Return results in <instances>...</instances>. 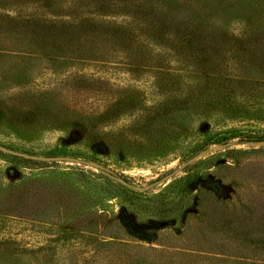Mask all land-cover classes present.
Segmentation results:
<instances>
[{
	"label": "rangeland",
	"instance_id": "obj_1",
	"mask_svg": "<svg viewBox=\"0 0 264 264\" xmlns=\"http://www.w3.org/2000/svg\"><path fill=\"white\" fill-rule=\"evenodd\" d=\"M238 1L236 19L207 30L208 13L214 27L225 22L219 0H200L216 11L186 0H0L1 144L92 160L137 186L175 171L141 192L92 166L0 152L1 257L264 264V143L235 138L188 159L208 133L264 129V0ZM184 49L212 75L191 74ZM193 163L209 184L190 190Z\"/></svg>",
	"mask_w": 264,
	"mask_h": 264
},
{
	"label": "trees",
	"instance_id": "obj_2",
	"mask_svg": "<svg viewBox=\"0 0 264 264\" xmlns=\"http://www.w3.org/2000/svg\"><path fill=\"white\" fill-rule=\"evenodd\" d=\"M221 3L219 4L220 8H219V12L223 15V19L225 22H221L220 25L217 26H213L214 23V16L210 13H208V18H209V23H207L205 20H200L201 22V26L205 25L204 27L207 28V30L209 28L212 29H218L221 26H223L225 23H227L228 21H230V18H232L233 20L236 19L237 17V12H236V8L235 5H237V1L238 0H219ZM252 0H239V4L238 6L243 7L244 3H248L251 2ZM186 2H190V4L193 3H198V5H201L202 7L205 8V6L203 4L200 3V0H186ZM227 2V6L224 7V3ZM224 7V8H223ZM207 10L213 9L216 11V7L212 6V8H205ZM185 9H183L180 6L176 5V13H185L184 12ZM239 17V16H238ZM189 21H192L191 19H189ZM207 26V27H206ZM190 39H185L184 40V46H187V44L190 45V47H193L194 49H197V46L199 44V42H196V39H193L189 42ZM184 56H182V58L185 60L187 58L190 59L187 60L189 62L192 63V65L194 66V70L191 71V74L195 75L197 78H204L206 79L207 76L212 75L213 72H211L209 70V68H203V65L205 64V62H207L206 57H203L202 54L198 51L196 52H188L187 49H184ZM185 71V70H184ZM263 82H264V77H262ZM206 133V132H205ZM204 133V134H205ZM238 139L239 142L241 143H248V142H260V143H264V129H257V130H247L245 132H239L237 130H228L226 132H218V133H213L210 134L208 133L207 136H204V139L202 140V142L200 144H197L196 146L190 148V158L194 157L195 155H197L199 152H201L202 150L206 149L207 146L209 145H216V144H225L227 142H229L232 139ZM253 150V149H251ZM197 163H193V164H188L186 166V171H188L191 167L195 166ZM186 179H187V185L189 187L190 190H193L194 188H197L198 186H205L207 184H209V179L208 176L204 173H201L199 171L196 170H192V171H188L186 174ZM140 232V234H142V236H144L145 234V230L140 229L138 230ZM0 264H35V260L30 259V258H20V257H1L0 256Z\"/></svg>",
	"mask_w": 264,
	"mask_h": 264
},
{
	"label": "water",
	"instance_id": "obj_3",
	"mask_svg": "<svg viewBox=\"0 0 264 264\" xmlns=\"http://www.w3.org/2000/svg\"><path fill=\"white\" fill-rule=\"evenodd\" d=\"M0 152L11 155V156H16V157L24 158L27 160H33V161L72 162V163H79V164H83V165H87V166H92L94 168L101 170L108 177L114 179L115 181L122 184L123 186L128 187V188L133 189V190L141 191V192L150 189L156 183H160L164 180H167L168 178H170L175 173V171L168 173L163 178H161V180H159L158 182L149 184L147 186H137V185L129 183L125 179L117 176L116 174L109 172V170L105 166H103L102 164H100L98 162L92 161V160H84V159H80V158H76V157H72V156H64V155L44 156V155L32 154V153H28L25 151L16 150L14 148H11V147L6 146V145L1 144V143H0Z\"/></svg>",
	"mask_w": 264,
	"mask_h": 264
}]
</instances>
